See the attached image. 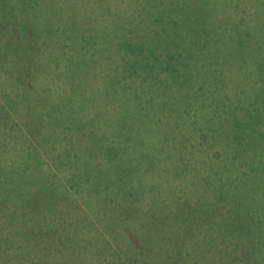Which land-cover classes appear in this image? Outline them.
Listing matches in <instances>:
<instances>
[{
  "label": "trees",
  "instance_id": "16d2710c",
  "mask_svg": "<svg viewBox=\"0 0 264 264\" xmlns=\"http://www.w3.org/2000/svg\"><path fill=\"white\" fill-rule=\"evenodd\" d=\"M107 1V6L104 4L106 11L100 15L105 26L94 38L93 43H97L100 34L106 31L109 43L119 44V47L114 46L109 51L108 61L111 65H115L113 71L118 68V63L122 61V64H125L123 69L125 89L131 91L132 86L136 83H140L143 89L140 90L139 94L132 92L129 95H124V97L116 92L110 94L109 88L106 91L95 90V92H106L103 105L107 108H110V105H116V109H119V105L122 104L123 106L128 100L140 99L143 109L147 108L154 111L155 118L158 119L157 123H159L157 125L159 127H155V129L160 128L156 132L161 135V137L158 136L153 145L147 144L144 148H149L157 155H178L179 152L175 146L169 149V145H172L174 141L165 137L164 134L167 130L165 125L168 126L170 116L178 112L188 117H192L196 112H199L197 111V105L195 106L193 103V91L190 90L193 84H191L190 79L193 81L196 79L200 83V77H196L200 74V60H198L200 57H197V59L195 55L186 53L181 44L176 41L168 48L165 46L156 49L142 47L140 51L147 52L145 57L147 70L140 73L132 64L136 51L128 47H122L120 43L128 41L124 40L126 34L131 37L136 36L137 28H139L140 39L144 42L148 41L147 28H144L148 27V23L142 18L140 19L141 23L140 20L138 21V15L141 16L143 12L134 13L136 17L123 18L122 14L126 12L132 14L135 11L134 7L127 5L124 7L126 10L122 12L124 0ZM93 2L94 0H89L91 13L95 12ZM189 2L190 4H187V6L190 11L188 20L191 26L190 30L187 33L179 29L180 33L183 31L187 34L189 48L193 46L194 51L198 50L196 42L199 40L198 33L200 34L201 3L204 5L202 23L218 33V37L214 36L210 42L221 44V47H223L222 40L226 38L227 25L228 22H231L237 36L234 41L226 45V48L230 45L231 47L235 46L234 49L236 48L237 52L251 56L254 61L253 64H245L240 62V58L235 56L232 58L229 54L221 57V65L218 67L213 80L202 83V85L205 88L209 86V83H212L215 89L216 83L220 82V76L230 85L226 89L222 87L220 89L219 86V90L212 95L213 99L211 101L208 97L209 101L205 106L208 109L212 106L220 107L221 115H229L238 123L239 118H242L243 112L241 111L245 108H248L247 115L253 114L254 110L260 107L264 111V104L258 102L259 100L250 98L247 100L248 105H245V99L249 98L246 96L247 90L255 93L264 91V49L261 48L259 38L252 35L253 33L247 29L249 24L252 26L264 24V0H189ZM212 2L218 8H225L223 5L230 6L232 17L229 20L221 21L219 25L211 24L217 16V9L211 11L207 9L209 3ZM77 3L78 0L73 4L76 5ZM197 4L198 7L196 8ZM73 9L77 10V7L73 6ZM167 9H170V6L163 9L161 19ZM152 10L148 9L144 13L149 14ZM195 10L199 13H195ZM97 11L100 12V9L97 8ZM98 19L99 16H93V20H95L92 26L93 36L97 31L96 28L100 26L96 23ZM168 21L167 14L161 25V30L165 29L164 25ZM193 28H199V32L195 37L192 33L194 32ZM152 29L154 28L151 27ZM220 39L221 41H219ZM241 39L250 43L249 47L245 44L240 45ZM262 39L264 43V37ZM232 51L231 48L230 54ZM40 57L46 61L37 60L33 64V73L36 76L42 75L46 78L50 75L49 68L52 65L50 58L52 57L37 56L36 59ZM56 59L62 65L66 63L64 62L66 59ZM193 63L197 64L199 69L191 72ZM245 75L249 76L246 77ZM31 82L33 81L28 82L29 85ZM32 85L33 83H31ZM225 91L226 94H223ZM26 95L27 93L25 95L5 93L4 98L7 105L0 104V156L4 155V158L0 159V264H264V159L252 156V154L262 155L261 153H256L254 150L248 151L251 149L242 146L241 143L238 145L234 141V145H226V149H229L230 159L215 161L221 152L216 145L210 146L213 153L211 156L214 157L210 160L219 166V183L210 184L212 188H205L209 193L201 192V195H192L194 189L189 185L185 187L187 193L175 191L176 200L172 199L173 204L180 203L184 195L188 197L184 207H180V205L173 206L166 197L161 198L158 195L159 191L170 189L164 184L166 179L161 181L158 177L157 180L151 181L144 175L147 169L150 168L158 171V174L160 171V177L163 176V172H165L163 163L166 160L153 166H147L142 177L145 186H142L140 196H143V198L132 201L126 198L127 203L116 206L113 203L100 201L97 197L94 198L91 190L88 192L84 189L85 186L71 180L75 169L73 165L66 167L64 166L66 163L55 161L46 146L49 137L43 132L40 138L45 142L38 138L35 131L30 128L25 112L20 111L19 114H16L17 117L21 118V125L9 121L7 108L24 110V107L28 105ZM80 95L84 97L82 91H80ZM224 99L230 100L228 104L221 106L215 104L224 101ZM91 103L92 108H89L92 110L100 106L101 100L92 99ZM95 121L99 124L102 123L101 120L95 119ZM99 124L98 127L100 128ZM3 127L4 130H2ZM194 130L195 135L188 140L186 146L183 145L182 150L189 151L193 148L200 153V139L205 140L209 132L198 125L194 126ZM43 131L46 132V130ZM218 131L217 128L214 133L216 134ZM198 133L203 135L199 136ZM94 136H96L95 151L91 153L101 154L102 159L109 157V160L113 162L121 160L124 155H127V147L119 145L122 142L120 140L125 141V134H123V138L116 137L112 132L108 133L105 130L98 136ZM222 139L217 140L218 146H220ZM9 141L10 145L7 143ZM89 148L90 146L88 150ZM63 152L61 154L68 157L72 155L71 149ZM13 156H19V159L23 161L18 160L14 163L11 161ZM232 156L233 159H231ZM208 163L206 160V164ZM198 164H200V158L196 159L193 166ZM198 167L192 168V171L195 172ZM42 171H45L47 176ZM18 176L26 177L23 185H19L16 181ZM42 176L53 181L54 184L48 182V187L41 188L39 184H46L40 181ZM24 185H26L25 188L22 187ZM217 185L219 187L212 191ZM21 187L24 188L22 191L24 200L18 202L15 193L19 192ZM174 187L172 190L179 189L177 186ZM103 188L104 193L109 191L107 186ZM53 189L58 191L56 194L63 196L61 199H57L54 205L49 200ZM99 191L102 192L103 190L99 189ZM117 191L118 188L113 191L114 194H117ZM42 194L44 197H42ZM94 200L102 203H96ZM202 200H205V202ZM199 201L200 226L207 216L206 212L210 215L214 210H220L218 217L223 218L224 225L213 227L210 230H202L206 239L203 242H200V236L193 239V248L197 252L196 254L200 255V259L195 257L196 255L190 254L189 256L187 254L185 256L188 257L186 262L182 263L179 258L162 251L165 246H162V241L171 228L170 226L167 229L162 228L163 217L165 218L172 213V207H180L182 215L184 214L183 219L186 222V228L194 230L198 224L197 219H199L198 210L195 206ZM48 202H51L52 205ZM161 204L163 207H161ZM242 204H244V207H241ZM231 213L233 214L231 215ZM152 218L158 219L155 222L148 221ZM97 222L104 224V229L116 232L113 240L116 242L117 248L113 247L111 242L104 241L99 237L96 232L97 229L94 228V224L96 225ZM116 225L119 228L118 230ZM131 225H143L141 233L144 238L142 240L135 238L133 233L131 236L128 235ZM238 228H240L239 236L242 237L239 242L225 238L237 234ZM153 229L157 234L156 238H159V240L156 241L155 245H149L148 235L154 236ZM110 231H107L106 234L108 238L112 236ZM244 235L247 237H243ZM129 250L130 252H128ZM90 251L97 254V256L92 258Z\"/></svg>",
  "mask_w": 264,
  "mask_h": 264
},
{
  "label": "rangeland",
  "instance_id": "374dc122",
  "mask_svg": "<svg viewBox=\"0 0 264 264\" xmlns=\"http://www.w3.org/2000/svg\"><path fill=\"white\" fill-rule=\"evenodd\" d=\"M75 1L0 0V32L2 33L0 35V104L7 105L4 98L5 93L9 92L13 95H25L27 93L26 103L28 105L24 107V110H16V108L11 110L7 108L9 121L21 125V118L17 117L16 114H19L20 111L25 112L29 120V126L35 131L38 138L42 142H45L40 138L43 132L49 137L46 146L55 161L66 163L64 165L66 167L73 165V168H75L71 178L73 182L85 186L84 189L88 192L91 190L94 198L97 197L98 200L105 203H113V205L120 206L128 202L126 198H129L131 201L143 198V196H140V193L144 185V180L142 179L144 170L147 166H153L166 160L163 163V168L165 169L163 176L161 175L160 177V171L158 174V171L150 168L147 169L144 175L151 181L157 180L158 177L161 181H164L162 179H166L164 184L170 189L159 191L158 195L161 198L166 197L173 206L180 205V207H184L188 201V197L184 195L180 203L173 204L172 199L176 200L175 191L187 193V188L185 187L189 185L194 189L192 195H201V192L209 193L205 188H212L210 184L219 183V166L210 160V158H214L211 156L213 153L210 146L216 145L221 152L215 161L230 159L229 149H226V145H234V141L238 145L241 143L242 146L251 149L248 151L254 150L256 153L262 154H252L253 157H262L264 159V111L260 109L261 107L249 115H247L248 108L242 110V118H239L238 123L229 115H221L220 107L212 106L208 109L205 106L209 100L213 99L212 95L219 90V86L220 89L221 87L226 89L230 85L221 76L220 82L216 83L215 89L212 83H209V86L205 88L202 85V83H208V81L213 80L218 67L221 65V57L229 54L232 58H234L233 56L240 58V62L242 63H254L251 56L237 52L236 48L234 49L235 46L231 47L230 45L226 48V45L234 41L237 36L231 22H228L227 25L226 38L222 40L224 43L223 47H221V44L210 42L214 36L218 37V33L202 23L204 5L200 3V34L198 33L199 28H193L194 32H192L194 37L198 33L199 38L196 42L198 50L194 51L195 48L193 46L191 48L188 47V37L183 32L188 33L191 27L188 22L190 11L187 4H190L189 0H124L122 12L126 10L124 7L127 5L134 7L135 11L132 14L131 12L123 13V18L134 17V13L143 12L141 16L138 15V21L142 18L148 23V27L143 26L147 28V42L140 39L139 28H137L136 36L133 35L131 37L126 34L124 40L128 41L120 43L122 47H128L136 51L132 64L137 71L143 73L147 70V63L145 62L147 52L140 51L142 47L156 49L165 46L168 48L169 45L176 41L181 44L186 53L195 55L196 57L193 56L195 58L200 57V59L197 58L200 60V74L196 76L200 77V83L196 79L194 81L190 79L191 84H193L190 89L193 91V103L195 106L197 105V111L199 112H196L192 117L179 112L170 116L168 126L165 125L167 130L164 135L174 141H172V145H169V149L175 146L179 154L163 156L154 154L149 148H144L147 144L153 145L158 136L161 137L156 132L160 128L155 129V127H159L157 126L159 123H157L158 119L155 118L154 111L147 108L143 109L140 99L128 100L123 106L122 104L119 105V109H116V105H110V108H107L103 105L106 92H95V90L106 91L109 88L110 94L116 92L118 95L124 97V95H129L132 92L139 94L140 90L143 89L140 83L134 84L131 91L125 89V81L123 79L125 64H122V61L118 63V68L113 71L115 65H111L108 61L109 51L114 46L119 47V44L116 45L115 42L109 43L106 31L100 34L97 43H93L94 38L105 26L100 15L106 11L105 5L108 1L94 0V13H91V10H89V0H78V3L74 5ZM213 3H209L207 7L209 11L217 9V16L211 24L219 25L221 21L229 20L232 17L230 6L226 7L223 5L225 8H218ZM73 6H76L77 10H74ZM166 6H170V9H167L164 17L161 19L163 9ZM97 8L100 9V12L97 11ZM148 9H153L155 12L152 10L149 14L144 13ZM195 13L199 12L195 10ZM167 14L169 21L165 23V29L161 30V25ZM93 16H99L96 23L97 25L100 24L96 28L95 36H93L92 31V26L95 22ZM151 27L155 30H151ZM179 29L183 31L180 33ZM247 29L253 33L252 35L259 38L261 48L264 49L262 39L264 37V24L257 26L249 24ZM241 40L240 45L245 44L249 47L250 43L243 39ZM230 47L233 49L231 54ZM37 56L52 57L50 58L52 61L51 68H49L50 75L46 78L42 75L36 76L33 73V64L37 60L41 62L46 61L42 60L41 57L39 58L40 60L36 59ZM56 58L66 59L64 61L66 63L62 65L58 63L59 60ZM110 68H112V71ZM198 69L197 64L193 63L191 65V72ZM29 81H33L31 82L33 83L32 86L31 83L29 85ZM80 91H82L84 97L80 95ZM223 94H226V91ZM246 96L249 98L245 99V105H248L247 100L250 98L252 100H259L258 102L264 104V91L255 93L247 90ZM92 99L101 100V104L98 108L91 110ZM228 101L230 100L224 99V101L216 102L215 104L221 106L228 104ZM95 119L101 120L102 123H97ZM195 125L209 132L205 140L200 139V153L193 148L189 151L182 150L183 145L186 146L188 140L195 135ZM217 128L219 131L215 134L214 130L216 131ZM2 130H4V127ZM43 130H46V132ZM105 130L108 133L112 132L116 137L123 138V134H125V141L120 140L122 142L119 145L127 147V155H124L121 160L113 162L109 160V157L102 159L103 156L101 154L91 153L95 151L96 136L94 135L98 136ZM198 135L201 136L203 134L198 133ZM221 138H223L222 145L218 146L217 140ZM7 143L11 144L10 141ZM67 149H71V157L61 154V152ZM3 158L4 155H1L0 159ZM199 158L200 164L193 166L196 159ZM238 158L240 157L238 156ZM231 159H233V156ZM18 160H21L19 156L11 158V161L14 163ZM206 160L209 162L208 164H206ZM194 167H198V170H195V172L192 171ZM42 172L47 176L45 171ZM225 172L229 173L226 170ZM25 179L26 177L18 176L16 181L19 185H23ZM40 181L46 183L45 185L39 184L41 188L48 187V182L54 184L53 181L46 179L44 176L41 177ZM37 183L39 182L37 181ZM105 186L109 188V191L106 192L107 194L104 193L103 187ZM174 186H177L179 189L172 190L175 188ZM22 187L25 188L26 185ZM22 187L19 192L15 193L18 202L24 200V196L22 195L24 188ZM218 187L219 185L215 186L212 191ZM116 188H118V191L117 194H114L113 191ZM99 189L103 191L100 192ZM56 193L58 191L54 189L53 193H50L52 195L49 200L52 201L53 205L57 199L63 197L61 194ZM42 197H44L43 194ZM202 201L205 202V200ZM94 202L102 203L96 200ZM48 203L52 205L51 202ZM161 207H163L162 204ZM195 207L198 210L199 219H197L198 224L194 230L186 228V222L183 219L184 214L182 215L179 208L172 207V213L165 218L163 217L162 228L167 229L169 226L171 228L168 230L166 238L162 241V246L165 245L162 251L170 256L179 258L182 263L186 262L188 257L185 256L187 254L189 256L190 254L196 255L195 257L200 259V255L196 254L197 252L193 248V239H197L200 236V242H203L206 236L202 233V230H210L213 227L224 225L222 222L223 218L218 217L220 210H214L210 215L206 212L207 216L200 226V201ZM241 207H244V204ZM205 208L207 207L205 206ZM78 211L81 212L80 210ZM158 218H152L148 221L155 222ZM103 226L105 225L101 222H97L96 225L94 224L97 234L102 240L111 242L113 247L117 248L116 242L113 240L116 232L104 229ZM142 226L131 225L128 235L131 236L133 233L135 238L137 237L139 240H142L144 238L141 233ZM179 228L183 230H179ZM116 229L118 230L119 228L117 227ZM239 229L237 234L226 236L225 238L239 242L242 238L239 236ZM107 231L112 233L110 238L106 236ZM156 237L157 234L154 230V236L148 235V244L155 245L156 241L159 240ZM243 237L246 238L247 236L244 235ZM90 255L92 258L97 256L92 251H90Z\"/></svg>",
  "mask_w": 264,
  "mask_h": 264
}]
</instances>
